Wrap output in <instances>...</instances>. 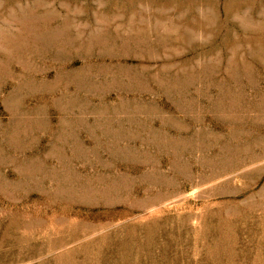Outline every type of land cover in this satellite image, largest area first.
<instances>
[{
	"label": "rangeland",
	"instance_id": "rangeland-1",
	"mask_svg": "<svg viewBox=\"0 0 264 264\" xmlns=\"http://www.w3.org/2000/svg\"><path fill=\"white\" fill-rule=\"evenodd\" d=\"M0 264H264V0H0Z\"/></svg>",
	"mask_w": 264,
	"mask_h": 264
}]
</instances>
